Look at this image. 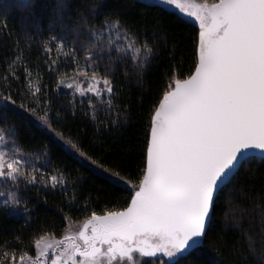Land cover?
Masks as SVG:
<instances>
[{
	"label": "snow or ice",
	"instance_id": "obj_1",
	"mask_svg": "<svg viewBox=\"0 0 264 264\" xmlns=\"http://www.w3.org/2000/svg\"><path fill=\"white\" fill-rule=\"evenodd\" d=\"M163 2L199 21L197 62L187 78L170 83L153 107L138 185H128L123 177L103 169L133 192L130 203L103 215L92 211L76 231L68 229L59 236L41 229L31 240L34 256L22 251L17 258L15 249L3 251L0 264H141L139 258L159 256L166 257L168 264H186L202 251L214 199L222 186L253 154L264 159V0ZM22 3L30 6V0ZM10 7V0H0V13ZM82 8L73 21L68 5L58 0L59 34L41 44L45 52L51 53L55 46L57 53L70 56L66 63L74 64L73 71L82 79H59L57 90L61 85L71 89L73 116L77 103L87 104L95 119L98 103L107 105L111 114L116 95L113 74L122 70L128 76L131 69L133 75H143L151 67L154 48L122 24L119 16L109 14L97 24L98 5L85 3ZM10 36L5 16L0 21V40ZM41 90L38 85L30 86L33 96ZM0 99L16 105L10 91ZM42 99L36 97L35 107L25 111L83 157L76 143L56 132L53 109L39 108ZM18 107L24 108V104ZM37 108L43 115H37ZM10 111L9 107L0 109V184L4 188L0 197L13 213L22 206L28 214L21 185L52 189L59 185L66 192L67 177H46V170L37 164L47 158L46 150L42 155L21 151L18 130L6 126ZM260 218L264 224V208ZM256 245L250 236L247 247L258 264H264V229L259 234V248Z\"/></svg>",
	"mask_w": 264,
	"mask_h": 264
},
{
	"label": "trees",
	"instance_id": "obj_2",
	"mask_svg": "<svg viewBox=\"0 0 264 264\" xmlns=\"http://www.w3.org/2000/svg\"><path fill=\"white\" fill-rule=\"evenodd\" d=\"M57 2L30 0V6L24 7L22 0H10V10L0 13V21L7 17L11 32L10 37L0 40V95L10 91L16 100L13 106L0 99V109H11L6 126L14 125L18 130L22 152L42 155L47 151V158L37 164L46 170L48 179L51 175L67 177L66 192L59 190V185L57 189L21 185L30 209L28 214L22 206L18 213H13L3 206L4 197H0V252L15 249L17 258L22 251L35 255L31 240L41 229L62 235L71 225H82L92 211L103 215L123 209L133 195L129 188L79 160L70 145L43 126L31 112H26L25 109L35 107L34 99L43 97L39 108L53 109L51 118L56 132L76 143L84 157L100 171L107 168L112 176L138 185L145 165L153 107L170 83L187 78L197 62L200 29L172 11L140 0H64L73 21L83 10V4L95 3L98 5L95 23L115 14L122 24L131 27L154 48L151 67L143 75H133L131 69L128 76L122 70L113 74L116 95L111 114L107 105L98 103L93 119L92 109L77 103L73 116V98L58 92L57 81L76 75L75 65L66 63L70 56L57 53L55 46L48 53L41 44L43 39L59 34ZM37 85L42 90L33 96L30 86ZM21 103L24 108L18 107ZM39 108L37 115H43ZM3 134L7 136L6 132ZM3 190L0 184V191ZM262 208L264 159L249 158L219 192L207 238L200 246L202 251L195 253L186 264H258L257 256L247 244L251 236L259 248V234L264 229L260 218ZM159 261L168 264L163 258L149 259L143 264H159Z\"/></svg>",
	"mask_w": 264,
	"mask_h": 264
},
{
	"label": "rangeland",
	"instance_id": "obj_3",
	"mask_svg": "<svg viewBox=\"0 0 264 264\" xmlns=\"http://www.w3.org/2000/svg\"><path fill=\"white\" fill-rule=\"evenodd\" d=\"M140 1L145 2V3H148V4L158 5V6H161V7L165 8V9H167L169 11H172V12L178 14L183 19H185V20H187L189 22H192V23L196 24L199 27V29H200L199 21L195 18V16H189V15H187L186 12H181L175 6H169V5H167L166 3L163 2V0H140ZM182 2L185 3V4H201V3H203V2H200L198 0H182ZM73 77L76 78V79H82V77H80L77 74L76 75H72V76H66V77H63L61 79L67 80V79L73 78ZM58 92L61 93V94H68V95H70L71 89H67L63 85H61L60 88H59V90H58ZM77 98H79V97L77 96ZM78 159L81 160L82 162L86 163V164H89L94 170H96L97 172H99L101 175L112 179V176H110L108 173H106V172H104L102 170L100 171L97 168V166L93 165L86 157H84V156L82 157V156L78 155ZM113 181H115V182H117V183L125 186V184L120 183L119 181H116V180H113ZM128 185H130V184H128ZM80 226L81 225H76V224L75 225H71L69 229H71V231H76ZM51 255L52 254L50 253V256ZM156 258H163V259L167 260V258L166 257H163V256H159V257H155V258L143 257V258H139V259L141 261V264H143L146 260H149V259L154 260ZM78 259H80V258L78 257Z\"/></svg>",
	"mask_w": 264,
	"mask_h": 264
},
{
	"label": "water",
	"instance_id": "obj_4",
	"mask_svg": "<svg viewBox=\"0 0 264 264\" xmlns=\"http://www.w3.org/2000/svg\"><path fill=\"white\" fill-rule=\"evenodd\" d=\"M249 158H259V159H260V154H259V153H255V154H253L252 156H250ZM249 158H248V159H249ZM238 170H239V169H238ZM237 172H238V171H236V172L234 173L233 177L236 175ZM233 177L230 178V181H231V179H232ZM230 181H229V182H230ZM229 182H226V184H225L224 186H222V189H223V188H224ZM218 194H219V193H218ZM218 194L216 195V197H215V199H214V205H215V201H216V198H217ZM213 210H214V206H213Z\"/></svg>",
	"mask_w": 264,
	"mask_h": 264
}]
</instances>
